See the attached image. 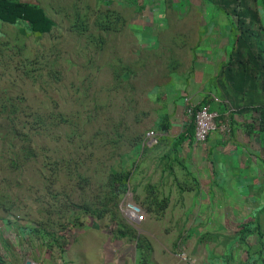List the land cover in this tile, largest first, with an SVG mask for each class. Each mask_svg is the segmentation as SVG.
I'll list each match as a JSON object with an SVG mask.
<instances>
[{"label":"rangeland","instance_id":"rangeland-1","mask_svg":"<svg viewBox=\"0 0 264 264\" xmlns=\"http://www.w3.org/2000/svg\"><path fill=\"white\" fill-rule=\"evenodd\" d=\"M24 1L43 7L56 25L35 35L24 33L23 23H0V84L33 110L69 120L55 140H38L40 160L126 170L120 211L134 234L151 242L153 264H242L255 256L259 243L253 237L247 249L238 231L257 220L264 233V132L255 112L238 107L263 101L264 93L259 97L253 83L243 93L219 76L235 38L228 17L208 0ZM110 13L122 17L117 30L100 29ZM210 96L218 98L215 108L230 106V130L175 147ZM9 157L0 152L3 264H138L135 238L121 236L122 222L109 215L79 211L74 225H50L62 216L59 196L48 189L54 172L41 163L32 174L11 172ZM92 189L78 190V200ZM128 203L145 215L141 222L130 220ZM49 205L53 219L44 211ZM37 222L54 236L30 234Z\"/></svg>","mask_w":264,"mask_h":264},{"label":"trees","instance_id":"trees-1","mask_svg":"<svg viewBox=\"0 0 264 264\" xmlns=\"http://www.w3.org/2000/svg\"><path fill=\"white\" fill-rule=\"evenodd\" d=\"M208 1L216 10L223 12L228 17L235 35L227 60L219 69V76L229 86L238 83L241 87L236 88L243 93L248 91L252 83L253 85H260L263 91H260V97L264 93V0ZM106 17V21L99 22L100 29L117 30L115 24L119 23L118 21L122 17L117 13L107 14ZM0 23H23V32L35 35L49 33L56 25V22L48 16L43 7L24 0H0ZM1 57L2 52L0 51V65ZM26 60L31 61L29 58ZM25 73L28 74V72ZM215 97L210 96L202 105L210 104L212 110L219 111V120H224L227 114L230 116L231 108L227 104H223L224 107L219 109L215 108ZM28 105L24 97L19 94H10L9 86L0 84V152L10 156L6 168L11 172L21 171L25 173L27 171L32 174L35 165H40V163L42 166L39 169L41 168L42 171L46 166H49L50 170L54 172L55 178H49L54 180L51 181L52 184L48 186V189L50 193L55 191L54 199L59 196V201H61L59 209L62 216L58 218L59 223L51 220L55 222L50 225H55V227L59 225L63 228L70 224L74 225L79 219L77 214L79 211L99 219L109 215L117 219L119 223L122 222L118 231L121 236L135 238L138 251L137 263L153 264L151 242L147 238L134 234L133 225L122 216L120 211V204L129 190V173L126 170H116L109 166L106 168L91 167L87 161L81 159L74 160L64 157L53 162L50 159L47 162H44V159L40 160L38 140L51 137L61 126H68L69 120L61 112L44 113L33 110ZM200 106H197L194 112ZM251 111L258 115L260 130L264 132V100L256 104L238 107L240 114ZM192 118L193 125L186 132L179 134L174 144L175 147L187 137L194 138L195 122L193 116ZM50 140H55V136H52ZM96 164L99 165V161ZM74 174L77 175L75 179L73 178ZM61 182H65V184H61L58 188ZM96 184L99 186L94 190ZM89 186H92V191H94L89 193L86 198L78 200L79 195L76 196L78 190H83L85 193L86 187ZM168 202L169 199L164 198L156 206L165 209ZM51 208L52 205H49V208L44 211L53 219L55 212ZM63 218H69L68 222H61L60 219ZM123 219L132 226L125 223ZM37 225H39L38 222ZM37 225L29 230L30 234L37 237H42L43 234L44 236H54L49 232L50 230H46L48 228L44 224L40 223L38 227ZM51 229L54 227L52 226ZM253 237L259 243V248L255 256L250 253L247 260L242 264H264V233L257 220L243 224L238 231V238L246 245L247 249ZM3 263L4 261L0 257V264Z\"/></svg>","mask_w":264,"mask_h":264},{"label":"built area","instance_id":"built-area-1","mask_svg":"<svg viewBox=\"0 0 264 264\" xmlns=\"http://www.w3.org/2000/svg\"><path fill=\"white\" fill-rule=\"evenodd\" d=\"M215 100L218 101V98L215 97ZM192 116L194 117L195 122L194 141L197 143L205 144L213 132L230 130L229 119H226L225 117L224 120H219V111L212 110L210 104L200 106L192 113ZM155 135L156 133L154 130L147 132V138L152 142L155 140ZM122 204L123 202H121L120 207ZM135 207L137 206L132 203H128L126 207V214L132 222L138 223L145 218V215L140 214V209Z\"/></svg>","mask_w":264,"mask_h":264},{"label":"water","instance_id":"water-1","mask_svg":"<svg viewBox=\"0 0 264 264\" xmlns=\"http://www.w3.org/2000/svg\"><path fill=\"white\" fill-rule=\"evenodd\" d=\"M135 208H138V207H135ZM26 264H32V262H31L30 260H28V261L26 262Z\"/></svg>","mask_w":264,"mask_h":264},{"label":"crops","instance_id":"crops-1","mask_svg":"<svg viewBox=\"0 0 264 264\" xmlns=\"http://www.w3.org/2000/svg\"><path fill=\"white\" fill-rule=\"evenodd\" d=\"M220 101H221V100H220ZM220 101H219V102H220ZM192 139H193V141H194V138H192ZM194 142H195V141H194Z\"/></svg>","mask_w":264,"mask_h":264}]
</instances>
